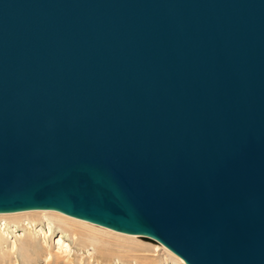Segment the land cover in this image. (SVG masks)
I'll use <instances>...</instances> for the list:
<instances>
[{
	"label": "water",
	"instance_id": "obj_1",
	"mask_svg": "<svg viewBox=\"0 0 264 264\" xmlns=\"http://www.w3.org/2000/svg\"><path fill=\"white\" fill-rule=\"evenodd\" d=\"M44 209L264 264V0H0V213Z\"/></svg>",
	"mask_w": 264,
	"mask_h": 264
},
{
	"label": "rangeland",
	"instance_id": "obj_2",
	"mask_svg": "<svg viewBox=\"0 0 264 264\" xmlns=\"http://www.w3.org/2000/svg\"><path fill=\"white\" fill-rule=\"evenodd\" d=\"M6 218L0 217V264H185L159 243L137 235L125 238L96 233L105 244L99 250V244L87 240L93 232L84 226L61 223L45 213L33 219L26 215ZM137 239L143 246L136 244Z\"/></svg>",
	"mask_w": 264,
	"mask_h": 264
},
{
	"label": "bare ground",
	"instance_id": "obj_3",
	"mask_svg": "<svg viewBox=\"0 0 264 264\" xmlns=\"http://www.w3.org/2000/svg\"><path fill=\"white\" fill-rule=\"evenodd\" d=\"M48 214L49 216L55 218L56 220H58L61 223H70V224H78L80 226H84L85 228L90 229L93 233L90 235L89 238H87V240L89 242H91V244L95 243V244H99L100 248L99 250H103L104 249V240L101 239L99 236L96 235V233H100V234H112V235H116L119 237H125V238H133L135 237V235H128V234H123V233H118L115 232L113 230L107 229V228H103L101 226H97L96 224H92L90 222L84 221V220H80V219H75L72 217H68L60 212L57 211H51V210H29V211H17V212H11V213H0V217H4L5 219H8L6 217L9 218H20L21 216H29V218L31 217L32 219L39 215V214ZM74 235L78 234V232L76 231V229L73 231ZM136 238V237H135ZM142 239V238H141ZM141 239H137L136 244H139L141 246H143V244H141V242H143ZM159 245H161L167 252H169L170 254H172L173 256H175L176 258H178V260H180L181 262H183L178 256H176L173 252H171L170 250H168L165 246H163L162 244L159 243ZM130 251H134L133 249L129 248ZM184 263V262H183Z\"/></svg>",
	"mask_w": 264,
	"mask_h": 264
}]
</instances>
